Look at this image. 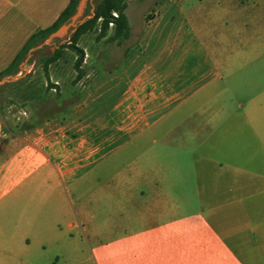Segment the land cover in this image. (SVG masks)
Returning <instances> with one entry per match:
<instances>
[{
  "label": "crops",
  "instance_id": "obj_1",
  "mask_svg": "<svg viewBox=\"0 0 264 264\" xmlns=\"http://www.w3.org/2000/svg\"><path fill=\"white\" fill-rule=\"evenodd\" d=\"M67 2L0 0V70ZM170 10L181 51L113 110L0 122V264H264V0H160L146 49Z\"/></svg>",
  "mask_w": 264,
  "mask_h": 264
},
{
  "label": "rangeland",
  "instance_id": "obj_2",
  "mask_svg": "<svg viewBox=\"0 0 264 264\" xmlns=\"http://www.w3.org/2000/svg\"><path fill=\"white\" fill-rule=\"evenodd\" d=\"M94 1L86 0L74 25H70L58 37L44 43V52H53L59 43L67 40V36L76 25L90 16L86 11H92ZM158 1L160 0H131L127 3L126 15L129 23L133 25V31L131 36L121 43L108 39L111 35L110 29L104 37L96 39L97 26L83 35L78 44L85 51L82 63L84 75L76 82H73L75 70L72 55L74 52L69 48L64 49L61 58L50 66L53 76L50 80L52 86L47 85L39 64L24 61L22 65L26 71L20 67L17 74L8 76L22 75L19 78L25 77L24 80L7 85L0 90L1 128L5 131L19 132L21 129L30 128L43 117L42 114L46 113L66 112L67 117L77 114L93 117L105 115L104 113L113 110V103L117 99H123L124 87L138 68L149 64L151 70L158 71L163 68L159 62L181 51L180 44L173 40L175 24L181 19V15L176 10L160 13L152 31L146 33L145 39L149 40L147 49L145 44L139 43L141 25L155 18ZM144 51V55L139 56ZM37 56L38 54H35L34 58ZM193 61L194 58L187 57L181 67L188 69ZM130 62L131 66H128ZM126 67L127 70H124ZM51 87L55 88L51 89ZM95 97H98L97 108L74 106L77 101L89 102ZM34 106L37 108V113L34 111ZM117 111L118 117L124 115L123 104L122 106L118 104Z\"/></svg>",
  "mask_w": 264,
  "mask_h": 264
},
{
  "label": "trees",
  "instance_id": "obj_3",
  "mask_svg": "<svg viewBox=\"0 0 264 264\" xmlns=\"http://www.w3.org/2000/svg\"><path fill=\"white\" fill-rule=\"evenodd\" d=\"M78 1L79 0H68L66 6L60 11L52 23L31 33L10 63L0 70V79L4 76L17 74L20 71L19 65L24 61L28 50L34 45L44 41L46 37L61 24L67 23L75 12ZM126 4L127 0H95L92 5V11H86L90 16L76 25L67 36V40L59 43L56 49L51 53L44 52L43 47L45 44H43L41 47L31 52V55L27 59V63L39 64L45 76L47 85L52 86L48 74L49 64L62 55L63 48H69L75 54L73 60V69L75 70L73 82H76L84 75L82 62L85 55L84 49L77 44L78 39L82 34L91 31L96 26L98 27L96 39L104 37L110 28L108 23L112 21V33L108 39L116 41V43H121L129 34V25L125 14ZM113 11L117 12L116 17L112 15ZM35 54H38L37 58H34ZM24 78L25 77H21L17 78L15 81L4 82L0 84V90L7 85L19 83L24 80Z\"/></svg>",
  "mask_w": 264,
  "mask_h": 264
},
{
  "label": "water",
  "instance_id": "obj_4",
  "mask_svg": "<svg viewBox=\"0 0 264 264\" xmlns=\"http://www.w3.org/2000/svg\"><path fill=\"white\" fill-rule=\"evenodd\" d=\"M86 2V0H79L78 3H77V6H76V10L75 12L72 14V16L70 17L69 21L67 23H63L61 24L59 27H57L54 31H52L44 41L34 45L33 47H31L28 52H27V55L24 59V61H26L28 59V57L31 55V52L39 47L42 46V44L50 41L52 38H55V37H58L62 32L66 31L70 25H74V21L75 19L80 16L81 14V8L82 6L84 5V3ZM83 20H81L79 23H81ZM24 61L19 65L21 68H23L24 71H26V68L23 67V63ZM20 76L22 75H16L15 77H8V76H5V77H2L0 79V84L6 82V81H12L14 79H17L19 78Z\"/></svg>",
  "mask_w": 264,
  "mask_h": 264
},
{
  "label": "built area",
  "instance_id": "obj_5",
  "mask_svg": "<svg viewBox=\"0 0 264 264\" xmlns=\"http://www.w3.org/2000/svg\"><path fill=\"white\" fill-rule=\"evenodd\" d=\"M112 15L116 17L117 16V12L113 11ZM108 24H109L110 27L113 26V22L112 21H110Z\"/></svg>",
  "mask_w": 264,
  "mask_h": 264
}]
</instances>
